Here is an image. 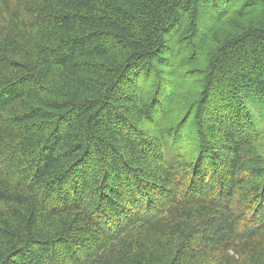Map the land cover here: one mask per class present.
<instances>
[{"label": "trees", "instance_id": "trees-1", "mask_svg": "<svg viewBox=\"0 0 264 264\" xmlns=\"http://www.w3.org/2000/svg\"><path fill=\"white\" fill-rule=\"evenodd\" d=\"M262 133L264 0H0V264H264Z\"/></svg>", "mask_w": 264, "mask_h": 264}, {"label": "rangeland", "instance_id": "rangeland-1", "mask_svg": "<svg viewBox=\"0 0 264 264\" xmlns=\"http://www.w3.org/2000/svg\"><path fill=\"white\" fill-rule=\"evenodd\" d=\"M261 136L264 137V133H262ZM259 148H260V152L264 155V138L261 139L260 147Z\"/></svg>", "mask_w": 264, "mask_h": 264}]
</instances>
